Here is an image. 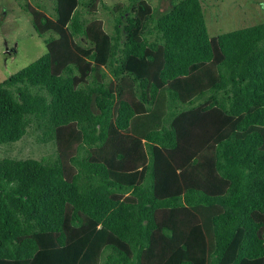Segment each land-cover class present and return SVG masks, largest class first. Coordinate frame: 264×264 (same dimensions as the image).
<instances>
[{
    "label": "trees",
    "instance_id": "obj_1",
    "mask_svg": "<svg viewBox=\"0 0 264 264\" xmlns=\"http://www.w3.org/2000/svg\"><path fill=\"white\" fill-rule=\"evenodd\" d=\"M101 1L23 5L47 50L0 82V143L52 147L0 159V264H264V22Z\"/></svg>",
    "mask_w": 264,
    "mask_h": 264
},
{
    "label": "rangeland",
    "instance_id": "obj_2",
    "mask_svg": "<svg viewBox=\"0 0 264 264\" xmlns=\"http://www.w3.org/2000/svg\"><path fill=\"white\" fill-rule=\"evenodd\" d=\"M130 0H102L105 6L127 4ZM208 34L214 36L237 28L264 22V0H200ZM153 7L165 9L170 0H149ZM40 6L46 14L51 12L53 0H0V82L46 52L43 38L33 30L30 15L23 5ZM42 7V8H41ZM107 12L98 6L95 18L104 29L111 31ZM111 18V17H110ZM31 131V129L29 130ZM33 135L23 136L11 143H0L1 158H37L50 154L51 143L37 144L29 141Z\"/></svg>",
    "mask_w": 264,
    "mask_h": 264
}]
</instances>
